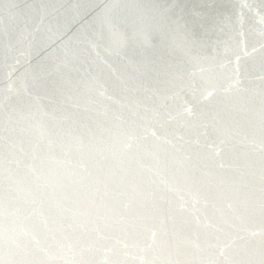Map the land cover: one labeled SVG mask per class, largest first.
Instances as JSON below:
<instances>
[{"label":"water","instance_id":"1","mask_svg":"<svg viewBox=\"0 0 264 264\" xmlns=\"http://www.w3.org/2000/svg\"><path fill=\"white\" fill-rule=\"evenodd\" d=\"M261 200L264 0H0L3 264H264Z\"/></svg>","mask_w":264,"mask_h":264},{"label":"snow or ice","instance_id":"2","mask_svg":"<svg viewBox=\"0 0 264 264\" xmlns=\"http://www.w3.org/2000/svg\"><path fill=\"white\" fill-rule=\"evenodd\" d=\"M198 12H193L194 18H199ZM25 54H30V45L26 49ZM43 71L42 66L40 69H38L35 73H33V79H42L43 78ZM172 189H169L171 191ZM163 198V197H161ZM181 200L183 201V198L181 197ZM193 203H196L195 199L193 200ZM58 212L61 214L64 213H70L71 219L73 223L78 224L80 227H84L85 224L91 223L92 230L95 232V241L94 242H107L112 241L114 244H120L122 247H127V245L124 243L122 239L117 238L113 235L114 229L119 230H125L126 227L129 225V221L127 218L122 216H112V215H105L102 217L93 218L91 220L88 219V215L85 211H82L80 209H66L64 208L63 204L61 202H56L55 205ZM181 208L185 207V202H182L180 204ZM259 211L261 214H264V200H261L259 203ZM47 223V221H44ZM137 223L145 224L146 220L144 217H138L135 221ZM197 223H199V218H197ZM72 225L70 224L69 227ZM155 233L153 232V235ZM105 252V257L101 261H99V264H109V260L107 258V254L112 252V247L108 246L103 249ZM141 264H143V258H140ZM0 264H3L2 261H0Z\"/></svg>","mask_w":264,"mask_h":264}]
</instances>
